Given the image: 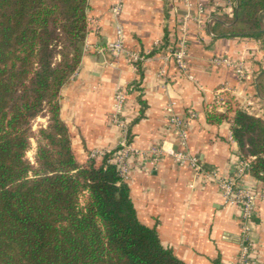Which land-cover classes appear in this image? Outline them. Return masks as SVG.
<instances>
[{
    "label": "crops",
    "instance_id": "obj_1",
    "mask_svg": "<svg viewBox=\"0 0 264 264\" xmlns=\"http://www.w3.org/2000/svg\"><path fill=\"white\" fill-rule=\"evenodd\" d=\"M88 3L81 63L60 91V114L76 158L86 162L98 150L102 159L119 148L124 131L111 116L116 89L126 88L122 119L130 124L134 148L127 158L126 181L140 220L155 227L162 243L186 264H236L242 208L225 203L219 179L232 175L240 153L231 120L210 121L208 114L226 109L217 104L221 95L264 117L263 38L222 35L234 20L228 0H124L119 15L112 10L114 0ZM118 26L127 51L145 54L139 69L127 53L115 55L108 49ZM183 36L187 71L165 58L168 47ZM215 57L241 61L248 78L240 79L231 66L212 63ZM172 114L186 119L188 149L203 170L180 165L169 153L158 159L149 153L154 145L179 147L178 131L169 123ZM239 183L258 195L249 222L251 255L256 264H264V179L248 172Z\"/></svg>",
    "mask_w": 264,
    "mask_h": 264
},
{
    "label": "trees",
    "instance_id": "obj_2",
    "mask_svg": "<svg viewBox=\"0 0 264 264\" xmlns=\"http://www.w3.org/2000/svg\"><path fill=\"white\" fill-rule=\"evenodd\" d=\"M235 1L222 35L264 40V0ZM88 9V0H0V264H186L140 220L113 162L119 148L83 163L72 148L60 91L81 63ZM224 99L208 118L231 120L240 155L264 179V117ZM40 116L47 123L34 130Z\"/></svg>",
    "mask_w": 264,
    "mask_h": 264
},
{
    "label": "built area",
    "instance_id": "obj_3",
    "mask_svg": "<svg viewBox=\"0 0 264 264\" xmlns=\"http://www.w3.org/2000/svg\"><path fill=\"white\" fill-rule=\"evenodd\" d=\"M124 0H114L112 10L116 15H119L122 11ZM231 7L229 15L235 16L236 1L228 0ZM188 16L183 21V31L185 32L187 27ZM116 39L110 43L108 49L115 55L127 53L131 63L137 68V62L142 61L145 57L139 52H128L124 43V31L121 26L116 29ZM188 46L185 36L181 37L176 44L168 47V52L165 58L173 59L175 65L182 71H187L189 64L187 61ZM212 63L218 65H228L234 68L240 79H247V73L244 64L241 61L231 59L229 57H215L212 59ZM128 90L123 87H118L115 92V106L112 113V122L120 125L124 131V139L122 140L118 151L114 154L113 162L118 165L121 174L126 178L128 172L127 158L134 152L132 143L129 139V128L130 124L122 119L123 110L125 107ZM217 104L220 106H226L225 99L221 95L217 96ZM246 112L254 114L253 109L250 105L241 106ZM255 115V114H254ZM189 116L192 118L195 116L194 112H191ZM169 123L174 126L178 131V148L175 149L172 146L169 148L164 145H154L149 149V153L154 158H159L165 153H169L175 161L180 165H191L198 171L204 169L202 163L199 161L197 156L190 153L188 149V124L186 119L179 117L178 115L172 114ZM251 158H244L242 155L239 156L238 163L232 172L230 177L219 179V189L222 193L226 204H238L242 208V226L239 243V251L236 260V264H256L254 258L251 255L253 240L251 237V228L249 222L255 217V204L258 195L251 192L246 187L239 183L241 177L246 173L250 172ZM264 197V192L262 194Z\"/></svg>",
    "mask_w": 264,
    "mask_h": 264
},
{
    "label": "rangeland",
    "instance_id": "obj_4",
    "mask_svg": "<svg viewBox=\"0 0 264 264\" xmlns=\"http://www.w3.org/2000/svg\"><path fill=\"white\" fill-rule=\"evenodd\" d=\"M47 123V118L40 116L38 117L34 123H33V129L37 130L41 125H46ZM37 140L35 138H32V146L30 148V150L27 152V156L29 157V159H31L32 161L35 158V154H36V150H37ZM90 157H94L97 158L98 160H100V151H92L90 154ZM89 157V158H90Z\"/></svg>",
    "mask_w": 264,
    "mask_h": 264
}]
</instances>
